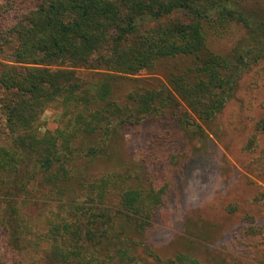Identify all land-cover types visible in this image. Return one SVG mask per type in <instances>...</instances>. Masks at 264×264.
Segmentation results:
<instances>
[{"label": "trees", "instance_id": "16d2710c", "mask_svg": "<svg viewBox=\"0 0 264 264\" xmlns=\"http://www.w3.org/2000/svg\"><path fill=\"white\" fill-rule=\"evenodd\" d=\"M20 1L7 0L0 6V16L17 11L11 30L0 24V46L10 42L13 32L17 38L14 63L0 62V85L9 92L2 111L14 138L8 147H0V190L15 195L10 191L13 176L23 180L20 190H28L36 177L29 168L32 165L42 173V187H50L54 198L65 200L61 211L46 221L50 233L46 241L53 239L55 250L50 258L55 264H100L102 259L138 264L116 238L137 234L141 243L152 219L143 215L144 205L162 204L172 184L135 187L127 176L111 173L80 189L73 184L69 167L72 143L85 134L90 140H100L97 146L104 148L120 126L151 118L158 122V130L148 147L156 152L162 168L171 169L172 181L180 177L190 163L184 147L186 134L204 135V126L232 98L236 72L240 70L242 77L264 59V38L236 62L209 48L205 27L220 30L235 22L264 37V8L244 11L232 5L234 0H30L34 7L23 12L17 8ZM179 56L193 60L171 73L170 88L131 91L124 104L116 100L108 75L92 84L88 96L82 93L77 76L81 67L134 75L154 70L160 60ZM59 106L64 118L54 136L42 133L45 111ZM257 126L264 130V118ZM94 146L89 150L98 154ZM114 188L118 191L113 195ZM80 195H84L82 201H78ZM13 210L18 215L16 205ZM29 227L20 225V232L27 233ZM43 238L41 234L23 243L27 239L21 237L20 246L32 258L35 254L28 252L29 247L35 248ZM161 262L210 264L185 252ZM0 264L6 263L0 260Z\"/></svg>", "mask_w": 264, "mask_h": 264}, {"label": "rangeland", "instance_id": "374dc122", "mask_svg": "<svg viewBox=\"0 0 264 264\" xmlns=\"http://www.w3.org/2000/svg\"><path fill=\"white\" fill-rule=\"evenodd\" d=\"M6 3L7 0H0V6ZM232 5L244 11H255L264 8V0H234ZM32 7L34 3L30 0L17 2V8L23 12ZM16 13L11 10L0 16L5 30L15 26L13 15ZM205 29L209 48L236 62L264 38L235 22L225 29L207 25ZM9 38V43L0 46V62L13 64L17 38L14 32ZM192 60L193 57L187 56L163 59L154 70L143 69L134 75L81 67L77 69V76L83 84L82 93L88 96L92 84L108 75L116 100L124 104L131 91L170 88L171 73L189 66ZM239 72L235 75L232 98L222 112L204 126L205 134H186L184 147L189 152L190 163L173 181L171 169L162 168L156 152L148 147L158 130V122L151 118L120 126L104 148L97 146L100 140H90L85 134L78 135L72 143L69 167L73 171V184L80 189L111 173L127 176L129 184L135 187L159 188L167 182L172 184V191L166 193L162 204L144 205L143 215L152 219L141 243L137 234L125 233L116 238L136 256V263L161 264V260L185 252L210 264H264V130L257 126L264 118V59L246 70L242 77ZM8 96L9 92L0 85V147H8L14 140L5 126L2 111V103ZM61 114L60 106L47 109L40 131L54 136L64 118ZM70 116L72 114L66 118ZM92 145H95L92 149H99L98 154L89 150ZM29 168L35 171L36 177L29 183L28 190L19 189L23 180L17 181L18 176H13L11 181L10 191L15 195L0 190V260L6 264H55L50 258L55 250L53 239L51 243L46 241L50 237L46 221L61 211L65 200L59 196L54 198L50 187H42L43 176L37 167L29 165ZM22 174L24 172L20 171ZM117 191L114 188L113 195ZM83 196H78V201H82ZM14 205L19 216L13 210ZM24 223L32 227L27 233L20 232V225ZM41 234L43 240L35 248L29 247L28 252L35 254L31 258L20 246L21 237L27 239L23 243H28V239H39ZM101 263L116 264V261L102 259Z\"/></svg>", "mask_w": 264, "mask_h": 264}]
</instances>
